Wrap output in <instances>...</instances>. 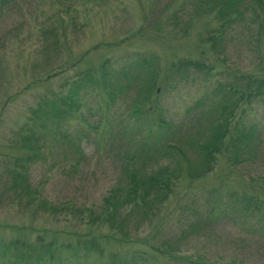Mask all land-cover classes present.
I'll return each instance as SVG.
<instances>
[{"label": "rangeland", "instance_id": "obj_1", "mask_svg": "<svg viewBox=\"0 0 264 264\" xmlns=\"http://www.w3.org/2000/svg\"><path fill=\"white\" fill-rule=\"evenodd\" d=\"M225 3L0 0V264H125L141 250L157 261L136 264H264V92L233 95L264 79V0H233L222 19ZM141 59L151 68L138 77L156 74L142 86L152 87L146 122L128 113L138 78L119 92L122 78L103 83ZM220 101L234 104L219 119ZM225 123L205 172L196 143ZM240 129L253 140L239 154L229 140ZM145 139L156 144L152 160L135 157ZM187 165L205 174L191 180ZM162 166L175 178L150 194L149 209L104 205L126 191L127 170Z\"/></svg>", "mask_w": 264, "mask_h": 264}, {"label": "trees", "instance_id": "obj_2", "mask_svg": "<svg viewBox=\"0 0 264 264\" xmlns=\"http://www.w3.org/2000/svg\"><path fill=\"white\" fill-rule=\"evenodd\" d=\"M227 3L225 4H221L220 5V9H219V13L221 14V18L225 19V11H227L228 9L230 10H234L235 4H233V0H226ZM225 1H223L222 3H224ZM238 2H236L237 4ZM234 12V11H232ZM225 22H228L225 21ZM226 24V23H225ZM187 66L192 65L193 67H198L196 64H194L193 62H186L185 63ZM146 66L147 68H151V63L147 62V60L141 59V60H137L134 62V65L131 67L129 66L127 69H123L120 70L119 72L115 73V72H107L104 75V79H103V83L106 85H109L110 88H112L113 85H116V83L120 82V78H122L121 83H123L122 85L119 84L118 88V92L120 90L126 89L129 85H127L128 83V76H131L132 78H134L135 80L138 78L139 86L138 88L142 91L141 96L145 95V99L143 101V97L140 96V100H136L133 99V106L130 107L128 113L133 116L136 119H141L143 121V119L145 120V122L147 121V119H149V114L148 111L146 110H142V106L144 104L145 101L149 102L150 101V96L149 93L152 90V87L146 88V89H142V86H146L147 84L149 86H152L153 83H155V76L156 74L153 73L152 75L149 74L148 76L143 75L142 77H138V71L137 68L139 66ZM144 68V67H143ZM137 72V75L131 72ZM151 76V79H150ZM109 78L111 79V81L108 83L105 79ZM118 77V78H117ZM124 78V79H123ZM126 80V82H125ZM119 81V82H118ZM126 83V84H125ZM141 86V87H140ZM236 91L233 93L235 97L234 103L237 102V99L240 100L241 98H253L256 96H260L263 92H264V79H260V80H252L251 82L248 83V81L243 82V85L238 86L236 85ZM245 90H247L246 94H245ZM116 91V90H115ZM115 91H112L111 94H115ZM117 92V93H118ZM110 94V95H111ZM245 94V95H243ZM227 97V96H226ZM228 100H230V97H227ZM63 103H66L63 101ZM231 101H228L229 105L234 104ZM40 105V106H39ZM41 105H45L48 106L50 108L54 107V102H45L42 104H38L37 105V109H44ZM68 105V103H67ZM229 105L225 104L224 101H220L218 103V107L220 110V112L218 113V117L219 119L221 118V114L223 111L226 112V109L228 110V108L230 107ZM49 108V109H50ZM45 110V109H44ZM62 113H64L63 110H61ZM39 113H42L40 110L35 111L33 114V116L35 117L36 115H38ZM229 114V113H228ZM137 126H140L141 123H136ZM226 123L225 124H217L215 131L212 130L213 134L209 133V136L207 138V140H204L203 143H196V148L199 150L200 152V158L201 161L205 167V172L210 170V168L212 167V163L214 162V155L218 152H220V146H221V140L225 137L226 135ZM244 129H240V130H235L234 131V137L230 138L229 140V144L231 145V148L233 149V153H239L238 152V148L241 146L243 147L245 145V143H247L248 147L250 148L252 140H253V133H247L244 134ZM216 133V134H214ZM36 137L34 136V139ZM33 137L32 136H27L26 139L23 141V144L25 146L26 143L28 144L30 140H32ZM147 139H145V143H141V145H139L140 143H138V145L140 146L139 151H136V155L135 157H141L142 159H151V155L152 152H156V144L154 143V141L148 140L149 142H146ZM143 141V140H142ZM189 146L191 145V142L187 143ZM29 147V146H27ZM30 148V147H29ZM155 148V149H154ZM176 147L174 146H168L166 147V151L167 149L170 150H174ZM177 149V148H176ZM165 149H163L164 151ZM162 151V152H163ZM180 152V151H179ZM181 156L184 157V155L180 152ZM240 154V153H239ZM238 154V155H239ZM242 154V153H241ZM143 155V157H142ZM166 155V153H165ZM202 155V157H201ZM237 156V154H234L232 156L233 161H236L237 159H235V157ZM147 157V158H146ZM187 169L188 172L186 173L187 177L191 180L196 179L198 177H201L205 174L204 173H193L192 172V167H190L189 165H187ZM176 170H178V168L176 167ZM174 171V170H173ZM169 173H172L171 171H169L167 169V166H162L160 167L157 171H155L154 173H146V171L142 170V171H136V170H132L129 169L127 170V186H126V191L124 192V194H122L119 198L115 197L116 193L113 194V190H111V195L114 196L116 198V200L113 199V202H110L108 199H104V205L106 207H110L113 210H115L117 207H119L121 204H126V203H133L132 206L139 207L140 205H142L143 207H147V209H149V205L147 204V198L150 196V194L154 191V190H167L169 189L170 185V181L175 178L172 174V179L169 178ZM110 197V196H109ZM135 199L138 200L139 203H135ZM247 202H249V200L247 199ZM256 202L252 201V204L255 205ZM241 211H243V209H245V207H240ZM244 212V211H243ZM113 214H107L104 218V222H108V226L110 228L115 227L114 223H115V216L113 217ZM157 253H159L160 251H156ZM161 252H163L161 250ZM146 252L145 251H139V252H135V253H131L129 255L126 256V258H124L125 264H136L137 259H142L145 261L150 262L149 260H151L153 263L157 260H154L152 258V256H150V259H148L146 257ZM152 254V253H151ZM154 255V254H153ZM159 256H164V254H159ZM175 262L176 264H209L206 261L202 260L201 258H198L196 260H192L191 258H186L184 262L181 261V258H175ZM211 264H217L212 262ZM224 264H242L241 262H235L233 259L224 263Z\"/></svg>", "mask_w": 264, "mask_h": 264}]
</instances>
